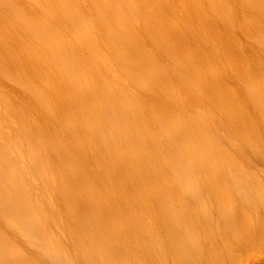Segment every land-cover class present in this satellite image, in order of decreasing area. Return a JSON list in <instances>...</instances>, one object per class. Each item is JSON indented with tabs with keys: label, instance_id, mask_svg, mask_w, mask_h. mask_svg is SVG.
Here are the masks:
<instances>
[{
	"label": "bare ground",
	"instance_id": "1",
	"mask_svg": "<svg viewBox=\"0 0 264 264\" xmlns=\"http://www.w3.org/2000/svg\"><path fill=\"white\" fill-rule=\"evenodd\" d=\"M203 1L207 2L208 10ZM189 2L0 0V22H5L4 19L9 22L8 14H4L6 10L14 17L13 28L1 24L0 55L11 47L10 69L6 72L10 78L17 77L15 84L26 90L25 99L19 102L11 96L7 98L8 91L0 94V195L7 201L5 208L0 206V229L6 232L14 228L8 233L12 236L3 230L0 233V264H264V63L255 72L256 99L235 107L241 111L239 132L234 136L222 134L224 148L220 145L222 136L216 142L211 137L208 144L203 130L201 137L195 139L198 144L186 147L188 129L176 116L169 115L162 120L161 116L172 110L164 106L160 97L153 95V101L144 104L142 94L136 95L127 86H118V73L125 70L126 78L137 92H151L148 88L157 86L172 91L168 98L177 99L173 85L167 79L159 81L161 75L154 70L155 60L176 50L178 55L167 54L168 59L173 63L177 59L176 64L189 72L192 69L199 76L208 63L198 50H210L199 43V49H193L185 30L194 33L195 42L216 35L217 48L219 40L226 42L228 36V31L227 36L221 34L223 29L233 28V37L236 29L245 33L239 23L236 28L232 26L235 12L230 10L227 0H192L194 11L187 7ZM248 2L249 8L264 5V0ZM87 8L91 12L86 13ZM249 8L246 14L253 13ZM139 10L143 13L139 14ZM165 10H171L179 21L171 27L172 43L167 39L166 25L162 24L169 15ZM185 17L189 18L188 24H184ZM210 17L216 25L208 21ZM169 21L175 23L170 18ZM179 23L183 28L177 27ZM193 25H197L196 30ZM134 29H140L141 36L146 35L145 39L150 40L146 43L144 39L145 46L137 43ZM180 30L184 31L183 38L177 36ZM261 37L263 52L264 33ZM178 40L183 41V48ZM207 41L208 37L202 43L208 45ZM159 45L155 50L146 48ZM228 46L224 50L240 56L231 57L234 67L229 69L231 77L227 78L243 81L238 72L239 65L245 66V55L239 47ZM56 49L62 55L56 54ZM134 58L147 65L148 71L136 74L138 71L129 65ZM199 62L207 64L201 67ZM209 73L213 84H228L224 76L217 78L214 68ZM242 73L249 76L247 69ZM201 82L199 79L192 85L195 91L190 93L194 98L206 94L208 82L200 87ZM29 88L31 96H27ZM12 92L16 94L15 90ZM213 92L218 96L216 89ZM55 110L59 123L54 120ZM159 114L160 117H155ZM95 118L103 128H97ZM62 119L64 124L60 125ZM79 119L84 122V128ZM166 131L168 137L164 136ZM68 142L71 147H79L73 152L80 155L71 159V171L63 169L64 172L54 174L49 167L53 165L54 169L52 149ZM213 145L217 149L209 153L212 162L199 159L202 153L197 149ZM180 148L191 151L189 159L208 165L180 166L174 159ZM61 150L63 156L69 155L66 152L69 149ZM149 153L153 155L144 158ZM216 157L224 159L222 167H216ZM106 159L110 166H102ZM162 165L167 168L156 170ZM112 169L120 172L116 175L122 188L112 187L111 183L116 180L106 172ZM147 171L151 175L149 179L145 175ZM38 187L50 211L63 214L60 218L67 219L69 214L72 223L78 220L80 211H88L94 218L91 221L84 212L87 218L78 220L77 225L87 229L83 234L94 233V236L85 235L95 248L93 252H85L87 256L82 262L72 263L69 256L67 262H61L62 258L57 256L52 261L48 259L53 256L50 252L60 256L57 246L62 248V240L53 234L59 225L55 223V216L49 218L50 222L41 216L45 208L30 191ZM73 194H79L81 199L74 198ZM86 199L100 203L94 206ZM81 202L82 206L78 204ZM66 226L70 235L72 226ZM60 233H64L63 228ZM25 235L33 239L32 243L28 242L33 249L32 257L19 253L16 248L19 247L16 238Z\"/></svg>",
	"mask_w": 264,
	"mask_h": 264
},
{
	"label": "rangeland",
	"instance_id": "2",
	"mask_svg": "<svg viewBox=\"0 0 264 264\" xmlns=\"http://www.w3.org/2000/svg\"><path fill=\"white\" fill-rule=\"evenodd\" d=\"M227 1L229 2L230 10L235 12L234 13L235 14L234 15L235 19L232 22V26H234V28H236L237 25L240 24V26L245 29V31H244L245 33L240 32L241 29H236L235 36L233 37V35H234L233 30H232L233 28H229V30L228 29H223V32L221 34L223 36H227L225 33L228 31V36H227V39L225 38L226 42L223 41V40H219L218 48H217V45L214 42V39H216V37H215L216 35L211 36L212 39L210 38V35H208L207 36L208 37V41H207L208 45H206V44H203L202 41H204L205 38H207V37L195 42L196 39H195V36L193 35L194 33L191 34L188 30H185V34L188 35L187 36V38L189 39L188 42L192 45L193 49H195V50L199 49V46L197 45L198 43L201 44V45L207 46V48L210 49V50H207V49H203L202 50L200 48L198 50V53L202 54V59L203 58H207V63H208L207 64V63H200L199 62L201 67L205 66V64H207L200 71L199 76H195L194 73H192V69L189 72L188 69L184 68L181 65L176 64L177 59H174L175 60L174 63L171 62V59H168L167 54H169L171 56L178 55V52L176 50H174V52H172V53H166L164 55H161L160 56V60H155L156 61V66L154 67V70L156 72L160 73V75H161V78H160L159 81L162 82L163 80L167 79L168 80V84L173 85V87H174V91L173 92H174V94H175L177 99L168 98V94L170 92H172V91L167 90V89L163 90L161 88H158L157 86H153V87L152 86H150V87L148 86L149 87L148 89L151 92H148V91L137 92L135 90L136 88L134 87L132 82L129 79L126 78V76H125V72L126 71L122 70L120 73H118V79H117L118 86H121V87L127 86L129 91L136 93V95L142 94L144 96V104L150 103L149 100L153 101L152 97L154 95V96L160 97V99L162 100L164 106H167V107L171 108L172 112L170 114L162 115L161 118H162L163 121H165L164 120L165 117L166 116L169 117V115H171L173 117L176 116L180 121H182L183 125L189 131V133H187L188 138L186 137L187 138L186 147L189 144H198L195 139L197 137H201L200 136V132L202 130L205 131V134L207 135V138L204 141H206L208 144H210V142H211V137H212L213 141L216 142L219 139V136L221 137L222 134H223V136H234V135H237V133L239 132V128H240L239 124H240V112L241 111H237L235 109V107H237L238 104H244L247 101H251L252 99L253 100L256 99V89L254 87V83H257L256 82L257 79L255 77V72H257V70H258V65L261 66V64L264 63V51L262 52V50L260 49V48H263L261 46V44H260V40H262L261 33H264V10L262 8V6L264 7V5H262V6L261 5H256V6L252 5L249 8L248 0H242V1L227 0ZM136 3H138V2H136ZM192 3H194V2H192V0H191V2H189L187 4V7H189L190 10L194 11V7H193ZM202 3L205 4V6H206V8L208 10L207 2L203 1ZM115 4H116V2H115ZM254 4H256V1H254ZM4 6L6 8H9L6 4H4ZM117 6H119L118 1H117ZM182 6L185 7L184 4H182ZM247 7L250 10L253 11L252 14H246L245 13V10H246ZM126 9L128 10V8H124L125 11H127ZM85 11H86V13H88V12H91V9L87 8ZM165 11L169 15L164 18L165 20H167V22H164V20H163L164 23H162V24L166 25L164 27L165 33H166L168 41L170 43H172V33H173V31H172L171 27L172 26L173 27L176 26V24L179 21H178L177 18L173 17V14H172L171 10L170 11L165 10ZM138 12H139V14L143 13L142 10H139ZM4 14L5 15L8 14L7 15V17H8L7 20L9 19L8 20L9 22H7L6 19H4L5 22H0V27L3 28V26H6V27L9 26V27L13 28L14 26L12 25V20L14 19V17L10 16L11 14H10V11H8V10H6ZM169 18L172 19L173 22H175V23H171L169 21ZM236 18H238V19H236ZM162 19H163V17H162ZM239 19H240V21H239ZM208 21H210L211 24L216 25L211 17L209 18ZM188 22H190L189 18L185 17L184 24H188ZM196 23H198V22L195 21V24ZM177 27L183 28V26H181L180 23H179V25H177ZM193 27H194L193 29L196 30L197 25H195V26L193 25ZM134 31L138 35V38H137L138 39L137 40L138 44H140L142 46L143 45L145 46L146 43L150 41V40L148 41V40L145 39V37H147L146 35H142L141 36L140 29H136V30L134 29ZM186 31H188V32H186ZM181 34H184L183 30H180V31L177 32V36L179 35L181 38H183L181 36ZM177 36H175V37H177ZM144 39H145L146 43H143ZM178 41L181 44L180 45L181 48H183L184 47L183 41L182 40H178ZM226 44L229 45V46H235L236 49L239 47V49L241 50L242 55H245L243 60L248 62V64L245 62V66H243V65L240 66L239 65L240 71L238 72V74L240 75L238 77L240 79L243 78V81L240 80V82H238V80H237L236 82H234L235 79L234 80L233 79L228 80V78H227V77H231V72H230L229 69L233 65V64H231V59L233 58L232 56H240V55L238 53H232L229 50H224L225 48H227ZM10 45H13V44H10ZM15 45H16V42H15ZM186 45H188V44H186ZM146 48L148 50H155V49H159L160 45H159V47L158 46H150V48L149 47H146ZM10 49H11V47L8 48V50H4L1 53V55H0V62L1 61L3 62V64L1 62V65H0V94L4 93V91H8L9 93L6 95V97L9 98V96H11V98L14 101L17 100V102H19L21 99H23V98L25 99L26 90L22 91V88L20 86H18L17 84H15V81H17V79H16L17 77L12 76L13 80H14L13 81L11 79L12 77L11 78L9 77L10 74L8 72H6L8 70L7 68L10 69V66L8 65L10 63V60H11V57L8 55L9 54L8 51ZM56 54H61L60 50L58 51L56 49ZM5 55H7V56H5ZM5 59H6V61H5ZM217 59H219L220 63H222L224 66H222L220 63H218ZM236 60H237V58H236ZM232 62H235V60H232ZM5 63L7 65H5ZM129 65H130V67L132 69H135V70L138 71V72H136V74L142 73L143 70H145L146 72L148 71V66L143 64L141 61L137 60V58H134L133 62H131ZM2 67H4L3 68L4 70L1 69ZM233 67H234V65H233ZM213 68L215 69V72H216L215 75L218 74V77H217L218 79L220 77L222 78L224 76L223 79H224V81H227V83H228L227 85H223L222 83H220V85L218 83L213 84V82H210V77H212V76H211V73H209V72L212 71ZM244 69H247L249 71V76L242 73V70H244ZM3 76H4V78H3ZM199 79L202 80V82L200 84V87L201 86L205 87V81L208 82L207 83V91H206L205 95H201V97H199V98H194L193 95H191L190 92H191V90L195 91V89L192 87V85L195 84ZM123 80H125L126 85L124 84ZM15 86H17V87H15ZM214 89H216V92H217L218 96L216 95V93L213 92ZM13 90L16 91V94H14L12 92ZM27 92H28L27 96H29V95L31 96L30 88H29V90H27ZM72 93L73 92H71V94ZM16 95L19 96L20 98H17ZM211 96H213V98L210 99ZM231 113H233L234 115H231ZM55 114H57L56 110H55V113L53 114L54 117H55L54 120L57 123H59L57 121L58 120L57 115H55ZM155 117H160V114H159V116H155ZM63 119L61 121L62 124L60 123V125L64 124L63 123ZM95 119H96V123L95 124H96L97 128H103L104 126H102L101 124H98V122H99L98 119L97 118H95ZM83 123L84 122H82L80 120V126H83V128H84ZM95 124H94V126H95ZM80 126H77V127H80ZM96 126H95V129H97ZM65 128H67V124H66ZM164 130H165V128H164ZM166 130L169 131V130H171V128L169 130L166 128ZM167 131L164 133V136H166V137H168L167 134H166ZM223 136H222V143L220 145L224 148L225 140H223ZM64 139H66V138H64ZM161 139H163L165 141L166 138L163 137ZM50 140H52V139H50ZM62 141H64V140H62ZM37 143H39V142H37ZM39 146L41 147L42 144L39 143ZM62 146H60V145L58 146V144H57V146H55L52 149V152L50 151L52 154L55 153L53 155V157H52V160H51V161H54V160L56 161V162L54 161L55 163L54 162L52 163V164H54V169H53V165L49 166L50 170L52 172H54V174L55 173L57 174L58 172L62 173V172H64V170L71 171L72 170V167H70V163L72 164L71 161L73 159L75 160V158L80 155V154L79 155L75 154V152H73L74 149L79 150V147H77L76 145L71 147V145L68 142L67 144H64ZM164 146L166 148V151L168 152V149H167L165 143H164ZM37 148H38V146H37ZM37 148H36V150L38 151ZM61 149H63V151H64V149L65 150L69 149L68 151L66 150L67 155L68 154L69 155L66 156V154H65L63 156L62 155L63 153L61 152L62 151ZM216 149H217L216 145H213L212 147L210 146V147H207V148H204L203 146L198 148L197 151L199 153L201 151V153H202L200 155L199 159H202V160H204L206 162H212L213 158L210 157L209 153L212 152V151H215ZM185 150H186V154H185ZM40 152H43V151L40 150ZM43 153H45V152H43ZM55 155H58V156H55ZM71 155H73V156L75 155L76 157L75 156L73 157ZM152 155H153V153H149V154L145 155L144 158L147 157V159H149ZM190 155H191V151L189 149L180 148L179 150H176L175 156H177V157L174 156V159L177 160L176 162L180 166H183V167L195 168V167H199L202 163H204L201 160L194 161V160L189 159L188 157ZM55 158H57V159L59 158L58 160H60L61 162L57 161ZM123 159H120V160H123ZM134 159H137V158H134ZM141 160H143L142 157H141ZM216 160H217L216 167H222L224 165V163H223L224 159L222 157L221 158L216 157ZM206 162L204 164L208 165ZM104 163L105 164H103L102 166H106V165L110 166V164H109L107 159L104 161ZM158 165H160V164L156 163V166H158ZM86 166H87V162L85 160L84 161V167H86ZM142 166H145L144 163L142 164ZM88 167H90L91 171H93L92 167L90 165ZM161 168L164 170L167 167L165 165H162V167H159L156 170H161ZM56 169H58L59 171L56 170ZM117 170L118 169H112L111 171H106V172L110 176H113V178L116 180V181L111 183L112 187H113V185H116L117 188H122L120 181H118V176L116 175V173L120 174V172H118ZM145 175H146V177L148 179L151 177V175H150V173L148 171L146 172ZM105 187H108V186H105ZM58 189H60V187ZM98 190H100V189H98ZM98 190H95L97 194H98ZM30 191L33 192L34 194H36L35 196H38V198L40 199L39 202L41 204H43V206L45 208V209H43V211L40 210L41 212H44V213H41V216L44 217L48 222H50L49 218L55 216V219H54V220H56L55 223H57V224L59 223V225H57L58 226L57 230L53 231V234L56 235L55 237L59 236L58 237V238H60L59 240H62L61 241V243H62L61 245H62L63 249L60 246H59L60 248L57 246V250H59L58 253H59L60 256H58L56 254L54 255V253L50 252L51 256L52 255L53 256H52V258L48 257V259L49 260L51 259V261H52L57 256L58 259L62 258L60 260L61 262H67V258L69 256L68 259L71 258L69 261L70 262L73 261L72 263H74V262L75 263L82 262L83 259H85L83 257L87 256V253L89 251L93 252L94 251L93 249L95 248V247H93V246H95L94 243H91V241L89 240L90 239L89 236H85V235L91 233L94 236V233H93V231L92 232L91 231H87V234H83V233H85V231L87 229L83 230L81 228V226H79L77 224L80 222L78 220H80V219L82 220V218H84V217L87 218V216H89L90 220L93 221L94 218L91 216L90 212H88V211H83V212L80 211L81 213H77L78 220L74 219L76 222L74 221V222L71 223L70 222L71 221L70 220L71 216L69 214H68V216L70 218L68 217L67 219H64V218H60V215H63V214H60V215L56 214L55 215L54 212L50 211V209L47 207V206H49L47 204L48 202L44 201V198L41 196V195H43L42 192H41L42 191L41 187H38L36 189L32 188V190H30ZM79 192H80L79 194L82 195L81 191H79ZM72 193H70V194H72ZM53 194L56 197L57 193H55V190L53 191ZM79 194L78 195L73 194L74 198H78L79 197V199H81L80 198L81 196ZM0 196H1L0 197V201L1 200L3 201V202L2 201L0 202V206H1V208L2 207L5 208L6 204H7V201H4L5 199L2 197V195H0ZM95 197H96L97 200H99V198H100V197L98 198V195H96ZM96 199H95V201H92L91 199L90 200L86 199V201H92L89 204H92V205L95 206V204H97V203L99 204L100 203L98 201L96 202ZM78 204L80 206L83 205L82 202L78 203ZM79 205H78V207H79ZM81 208L83 209L84 207H81ZM61 209H62L61 210V213H62L63 212V208H61ZM84 212L87 213V216H86V213H84ZM80 214H81V216H80ZM43 215H45V216H43ZM29 217L32 219V215L31 214H29ZM60 219L63 220L62 221V225H60ZM66 224L67 225L71 224V226H72L73 230L71 231V234H70L71 236L69 234H67L68 232L66 230L67 229ZM80 224H82V223H80ZM211 225H213V224H211ZM60 226H61V228H60ZM62 228L64 229V233H60ZM77 228L79 230H77ZM13 229L11 228V230H13ZM53 229H56V228H53ZM2 230H3V232L5 234H8L9 231H11L9 229V230H7L5 232L4 229L1 227L0 233L2 232ZM73 232H74V236L75 237L72 234ZM80 233H82V234H80ZM76 234L77 235L79 234L78 235L79 237L76 236ZM8 235H11V234H8ZM67 235H69V236H67ZM26 236L27 235H25L24 237L21 236V237H23L25 239H22L21 237L20 238H16L17 241L19 240L17 242V245L19 247H16V248L18 249L17 251L19 253L21 252L22 254H25V255L29 254V257H32L33 256V254H32L33 253V249H32V247L30 246V244L28 242L32 243L31 241H33V239H31V237H26ZM85 237H86V239H85ZM87 237L89 239H87ZM67 238H69V239H67ZM74 239H76V240H74ZM25 241H27V242H25ZM69 241H71V243ZM79 241H80V243H79ZM89 241H90V243H89ZM35 242L37 244H40L39 241H35ZM91 244H93V245H91ZM63 245L65 247H63ZM0 246H2V244H0ZM76 246H78V247H76ZM85 246H87V247L85 248ZM65 248H66L67 251L65 250ZM62 252H63V256L61 255ZM85 252H87V253H85ZM42 254L43 253L40 252V255H42ZM35 259L36 260H34V261L37 262V258H35Z\"/></svg>",
	"mask_w": 264,
	"mask_h": 264
}]
</instances>
